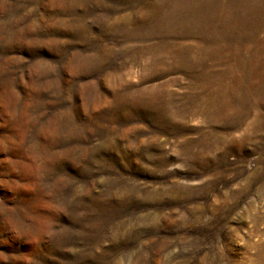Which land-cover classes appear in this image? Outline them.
Instances as JSON below:
<instances>
[{"label": "rangeland", "instance_id": "rangeland-1", "mask_svg": "<svg viewBox=\"0 0 264 264\" xmlns=\"http://www.w3.org/2000/svg\"><path fill=\"white\" fill-rule=\"evenodd\" d=\"M0 264H264V0H0Z\"/></svg>", "mask_w": 264, "mask_h": 264}]
</instances>
